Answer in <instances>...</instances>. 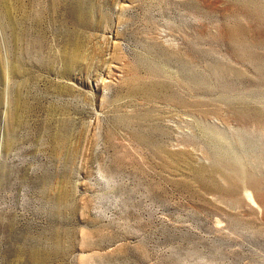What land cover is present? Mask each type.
Returning <instances> with one entry per match:
<instances>
[{
  "label": "rangeland",
  "instance_id": "rangeland-1",
  "mask_svg": "<svg viewBox=\"0 0 264 264\" xmlns=\"http://www.w3.org/2000/svg\"><path fill=\"white\" fill-rule=\"evenodd\" d=\"M262 176L264 0H0V264H264Z\"/></svg>",
  "mask_w": 264,
  "mask_h": 264
},
{
  "label": "bare ground",
  "instance_id": "bare-ground-1",
  "mask_svg": "<svg viewBox=\"0 0 264 264\" xmlns=\"http://www.w3.org/2000/svg\"><path fill=\"white\" fill-rule=\"evenodd\" d=\"M262 174V173H261ZM259 177V176H258ZM262 177H264V176H262ZM259 178H261V177H259ZM260 180V179H259ZM252 182V181H251ZM259 183V182H258ZM261 183V182H260Z\"/></svg>",
  "mask_w": 264,
  "mask_h": 264
}]
</instances>
